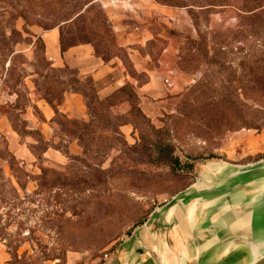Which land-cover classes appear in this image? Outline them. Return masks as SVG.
Instances as JSON below:
<instances>
[{"label": "rangeland", "instance_id": "obj_1", "mask_svg": "<svg viewBox=\"0 0 264 264\" xmlns=\"http://www.w3.org/2000/svg\"><path fill=\"white\" fill-rule=\"evenodd\" d=\"M75 3L76 0H0V20L4 25L9 23L5 28L7 36L12 30L17 32L0 51V100L8 102L7 98L14 94L18 97L14 105L0 104V114L8 116L14 130L22 136L28 134L24 121L28 86L36 84L39 94L46 98L48 90L55 87L56 80L50 79L62 75V69L49 67L42 42L30 37L28 28L47 31L55 27L63 15L75 10ZM191 4L198 12V28L187 9L168 7L155 0H97L96 8L89 11L86 19L64 27L65 35L79 33L92 40L102 57L119 58L128 74L144 83L147 77L132 68L108 16L112 12L129 23L134 11L141 10L142 21L130 29L147 39L145 47L138 50L144 58L148 56L149 70H173L190 82L180 81L178 94L145 104L134 92V97L128 92L118 95L116 102L126 100L129 110L126 115L112 112L115 119L111 122L104 116L99 122L87 121L76 129L58 118L62 131L80 135L82 150L80 156H68L62 169L44 165L35 146L33 153L38 160L34 164L21 163L0 139V247L9 254V264L13 263L11 257L15 264H98L154 210L209 186L225 167L243 169L264 163V126L254 129L264 108V98L255 88L260 78L258 69L264 65L258 61L264 39L248 36L242 51L234 42L228 70L208 66L196 55L194 41L202 34L210 48L216 42L212 39L216 33L236 31L238 12L229 5L206 10L211 4L205 0H191ZM199 7L204 10L198 11ZM91 22L97 26V37L79 31ZM217 41L224 39L218 37ZM243 85L249 87L247 96ZM192 87L197 89L196 109L185 118L181 113L182 98ZM231 89L234 111L222 119L219 128L202 113V106L207 102L227 108L226 97ZM132 107L137 112H130ZM243 120L250 128L241 127ZM33 138L38 139L34 135ZM142 139L170 143L174 157L184 166L192 164L193 169L173 174L166 167L154 166L146 150L149 144ZM43 168L60 173L63 183L53 186L54 177H43ZM44 181L48 185H43ZM255 185L261 191L264 179ZM257 190L254 192L259 194ZM207 213L204 211L201 217ZM200 220L204 223L205 217ZM195 233L205 247L201 264H241L242 259L251 258L244 247L209 243L200 223Z\"/></svg>", "mask_w": 264, "mask_h": 264}, {"label": "crops", "instance_id": "obj_2", "mask_svg": "<svg viewBox=\"0 0 264 264\" xmlns=\"http://www.w3.org/2000/svg\"><path fill=\"white\" fill-rule=\"evenodd\" d=\"M142 13L141 10H135L133 21L129 23L118 19L112 12L108 13V16L115 27L119 47L127 51L132 68L136 74H145L147 77L144 83L132 78L119 58L102 60L95 54L90 44H80L62 51L58 28L47 31L38 28L28 29L30 37L42 42L43 56L50 68L67 67L74 71L81 81H91L99 100L109 99L129 84L145 104L150 100L161 101L168 95L178 94L180 81L188 84L190 79H183L173 70L163 72L149 70L148 56L144 58L138 50L145 47L147 39H143L142 35L130 29L131 25L142 21L140 18ZM28 90V106L24 109V121L29 134L25 136L19 134L14 130L10 118L0 114V139L5 141L8 151L18 161L34 164L38 159L33 153V147L37 145L33 134L38 133L45 143L51 145L42 153L41 162L46 166L62 169L68 156H80L82 150L76 140L66 136L57 120L64 118L68 121L86 122L88 115L84 99L76 93H65L61 103L53 107L39 94L36 84H30ZM7 99L8 102L0 100V104L14 105L18 97L14 94ZM110 110L114 114L126 115L129 110L128 103L123 100ZM58 146L64 147L68 154L56 149ZM224 170L220 171L222 175H217V180L209 186L197 189L174 200L170 205L154 210L147 220L132 229L114 249L105 254V258L98 264H201L205 247L195 233L199 223L209 243L217 246L244 247L250 252L251 258L248 261L242 259L241 264H252L262 251L248 228L245 213L255 207V197L258 194L254 191L258 189L255 185L257 182L225 194L191 198L199 192L215 188L230 172L226 167ZM204 211L208 213L207 216H202L205 217V222L202 223L200 219ZM9 262V254L5 248L0 247V264Z\"/></svg>", "mask_w": 264, "mask_h": 264}, {"label": "trees", "instance_id": "obj_3", "mask_svg": "<svg viewBox=\"0 0 264 264\" xmlns=\"http://www.w3.org/2000/svg\"><path fill=\"white\" fill-rule=\"evenodd\" d=\"M96 1L97 0H76V3L74 5L75 10L69 11L68 13H66V15H63L58 25L47 30H51L56 27L59 29L60 46L62 51H65L66 49L72 46H76L80 44H90L93 46L95 54L98 57H100L104 61H108L110 59L108 58L106 59L102 57L101 53L97 50V47H95L92 44V40H90L89 38L81 37L79 33L76 34L74 33L73 36V34L70 32L67 33L66 35L63 32L64 27H68L76 24L81 18L86 19L89 11L96 8L95 5ZM155 1L168 7L187 9L192 17L194 25L196 26V28L199 27L198 12L195 11L194 6L191 4V0H155ZM193 1H197V0H193ZM205 1L211 4L209 6H206L205 8L206 10H211L215 8V6L229 5V6H234L236 11L238 12L239 22L236 31L230 32V34L227 35L216 33L212 38L216 42H213L211 47L208 48V45L206 43V37L200 34L199 30L196 29L198 35L199 34L200 35L198 37V40L194 41L193 43L194 44L193 49L195 50L196 55L198 57H201L202 60H204L208 66L218 65L221 69L228 70L230 66L228 60L230 54V48L234 42H237L236 44H238L237 49H240L242 51L243 47H245L244 42L248 36H253V37L255 36L256 38L259 37L260 39L261 38L264 39V35L260 36L261 33H264V0H205ZM199 8L200 10L198 11L204 10L203 7H199ZM73 16L75 17L73 18ZM92 23L94 22H91L90 26L83 27L79 31H83V32L87 31L88 33L97 37L98 33H96V29H95V27L97 26H93ZM104 23L105 20L103 19L101 21V24L104 25ZM8 24L9 23L6 22V25H4V23H2V21L0 20V51H2V48L6 47L8 43L11 42V40L17 36V32L14 30H12L11 34L7 36L5 28L9 26ZM218 37L224 39V41L221 42L217 41ZM76 38H78V40H76ZM258 53H259L258 61L264 64V44L262 49L258 50ZM226 65L227 67H225ZM258 71H259L258 73L260 74V78H257L255 82V88L258 90L261 97L264 98V65H262L258 69ZM60 73H62V75L59 79H56L54 77L50 79L51 81L56 80V82L53 85L55 87H53V89L51 90H48V92L46 93L47 101L50 103V105L56 107L61 103L65 93H76L81 95L85 102L87 115H88V120H87L88 122L91 121L99 122V120L104 116L107 122L108 121L111 122L113 118L115 119V117L112 115L110 108L121 102V101L116 102L118 95L128 92L131 95V97L135 96L132 87L129 84H126L112 97H110L105 101H101L97 97L96 91L93 88L91 81L89 80L81 81L78 78L77 74L67 67L63 68ZM55 88H58L59 90H55ZM242 89L244 91V94L247 96V91L249 87L247 85H243ZM196 91H197L196 87H192L190 88V90L187 91V93L182 98L183 108L181 113H183L185 118L191 117L190 112H192L193 109H196V107L194 106L195 103L194 95ZM233 92L234 89L228 91V97H226V99L228 100L229 104L227 108L222 109L221 105L217 103L206 102L202 106L203 108L202 113H204L205 116L209 117L212 121H215L219 125L224 117L230 115L234 111L232 106ZM102 112L105 115H101L100 113ZM130 112L133 113L137 111L132 107V111ZM260 114L262 116L258 120V123L254 126V129L256 130H260L264 126V108H262ZM62 119L65 120L68 124L76 127V129L78 128V126L84 124V122L81 121H68L64 118ZM125 124H130V123H125ZM241 125L242 128L245 127L250 128L248 127V123H246V121L244 120L242 121ZM230 128H228V130H231ZM65 134L69 139L76 140L79 146L81 145V141H80L81 139L79 134L70 132L68 130L65 131ZM33 135L38 138L37 145L34 148L41 155L46 151L48 146L51 145L45 143L38 136V133H34ZM143 140L144 143L146 142V144L147 143L149 144V147H146L147 148L146 150L149 152L150 158L152 160L151 162L154 166L166 167L170 169V171L173 174H179L181 172L190 171L193 169L192 164L184 166L182 165L178 157H174L173 148L170 143H166L165 141L162 140L147 141L145 139H142V141ZM56 149L62 150L65 154H68L64 147L58 146L56 147ZM41 171L43 177H45L46 175H52L54 177L53 186L56 183L57 184L63 183L64 178L60 173L45 168L41 169ZM43 185H48V183L44 181ZM143 222L138 223L137 225H141ZM7 247L8 249L10 248L9 245ZM11 258L13 259V257ZM12 259L11 262L13 263L11 264H15L14 262L16 260L13 261Z\"/></svg>", "mask_w": 264, "mask_h": 264}, {"label": "water", "instance_id": "obj_4", "mask_svg": "<svg viewBox=\"0 0 264 264\" xmlns=\"http://www.w3.org/2000/svg\"><path fill=\"white\" fill-rule=\"evenodd\" d=\"M262 167H264V163L248 166L243 169H230V172L215 188L199 192L191 198H205L210 195L225 194L249 184L259 182L261 179H264V173L260 171ZM245 217L248 228L254 239L260 244L262 251L261 255L252 264H264V188L255 197V207L248 213H245Z\"/></svg>", "mask_w": 264, "mask_h": 264}, {"label": "bare ground", "instance_id": "obj_5", "mask_svg": "<svg viewBox=\"0 0 264 264\" xmlns=\"http://www.w3.org/2000/svg\"><path fill=\"white\" fill-rule=\"evenodd\" d=\"M220 204V203H219ZM245 250V249H244ZM233 253V252H232Z\"/></svg>", "mask_w": 264, "mask_h": 264}]
</instances>
